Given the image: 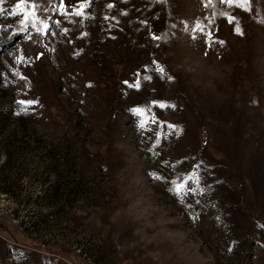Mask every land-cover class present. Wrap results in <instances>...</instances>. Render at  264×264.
I'll return each instance as SVG.
<instances>
[{
    "label": "rangeland",
    "instance_id": "374dc122",
    "mask_svg": "<svg viewBox=\"0 0 264 264\" xmlns=\"http://www.w3.org/2000/svg\"><path fill=\"white\" fill-rule=\"evenodd\" d=\"M109 2L49 13L59 26L28 40L0 32V264H264V0ZM14 3L0 24L18 28ZM138 74L140 91L123 83ZM152 99L176 105L154 109L175 128L140 129L129 109ZM192 164L199 206L149 175Z\"/></svg>",
    "mask_w": 264,
    "mask_h": 264
},
{
    "label": "snow or ice",
    "instance_id": "6c2138e0",
    "mask_svg": "<svg viewBox=\"0 0 264 264\" xmlns=\"http://www.w3.org/2000/svg\"><path fill=\"white\" fill-rule=\"evenodd\" d=\"M212 0H206L205 6L211 3ZM254 0H219V3L229 6L231 8H239L245 12H252L254 8L252 7ZM4 3V0H0V5ZM49 3H53V0H49ZM91 6V0H56L53 3L51 8L43 6V0H15V3L11 6L10 10L7 11L6 15L8 17L16 18V23L19 25L18 28H13L11 25H3L0 24V32H9L10 36H15L18 32L23 34V38L28 40L31 39V31H35L41 34H47L51 31V25L54 23L59 26V20H52L49 13H53L60 17H67L69 14L74 15L76 17H86L88 15V10ZM114 5L110 2L107 7L112 8ZM4 13V8L0 7V14ZM43 13L44 15H41ZM224 19L230 25L235 23V17L227 12L221 13ZM47 17V18H45ZM105 20L108 19L107 16L104 17ZM146 23V22H145ZM63 31H67V29H62ZM232 30L238 34L243 35V29L236 25L232 28ZM193 39L196 38L194 35L195 32L199 31L204 36V42L207 47H211L214 42V37L211 29L207 32L204 31L203 27L200 24H197L193 29ZM55 34V33H52ZM83 36H90V33L84 32L80 34ZM151 37L153 40H159L161 37H158L155 33H151ZM223 44L224 41H218ZM21 55L19 60L22 62L24 60L23 50L20 49ZM43 53L40 54L42 56ZM39 58V56L37 57ZM158 63V62H153ZM147 68V65H145ZM156 72L160 74L162 77L165 69L163 67H157ZM143 79L145 81L151 80V76H144ZM168 80H173L174 78L169 75L167 77ZM125 85L128 87L140 91L141 90V80L139 74L134 81L125 80L123 81ZM39 101L36 99H25L21 98L17 101V104L22 106V110H28L30 107H34L38 105ZM168 107H176L175 104H170L164 100L152 99L147 102L145 105H135L129 109L131 113L139 117V127L141 130L145 132H149L152 130V126L155 125L159 128L167 127L169 129H173L176 126L171 122H166L160 120L156 115L154 109L164 110ZM164 135L161 131H157L155 133L156 139L153 141L154 144H158L160 137ZM149 151H153V149H149ZM160 163L162 167H167V163L161 157ZM182 161H177V164H182ZM149 175L156 180L164 181L170 186L168 187V191L172 193L175 197L180 198L182 203L187 204V201L191 198L194 203L199 206L200 199L198 197H202L204 195L205 185L203 183V178L199 171V166L197 164H192L188 171H185L182 175L176 176L175 174L171 179L164 176L162 172L159 170H152ZM189 208L192 207L191 204H187ZM264 227V225H261ZM230 250V249H229Z\"/></svg>",
    "mask_w": 264,
    "mask_h": 264
}]
</instances>
